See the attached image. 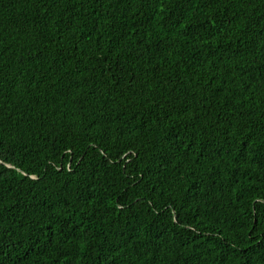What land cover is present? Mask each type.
Wrapping results in <instances>:
<instances>
[{
    "label": "trees",
    "instance_id": "16d2710c",
    "mask_svg": "<svg viewBox=\"0 0 264 264\" xmlns=\"http://www.w3.org/2000/svg\"><path fill=\"white\" fill-rule=\"evenodd\" d=\"M0 264H264V0H0Z\"/></svg>",
    "mask_w": 264,
    "mask_h": 264
}]
</instances>
